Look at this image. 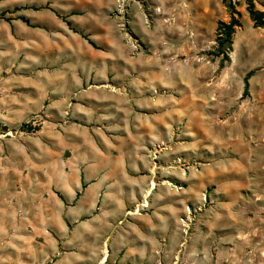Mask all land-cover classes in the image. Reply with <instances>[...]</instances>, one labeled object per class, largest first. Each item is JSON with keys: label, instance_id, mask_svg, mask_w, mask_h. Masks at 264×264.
<instances>
[{"label": "rangeland", "instance_id": "obj_1", "mask_svg": "<svg viewBox=\"0 0 264 264\" xmlns=\"http://www.w3.org/2000/svg\"><path fill=\"white\" fill-rule=\"evenodd\" d=\"M104 263L264 264L247 0H0V264Z\"/></svg>", "mask_w": 264, "mask_h": 264}, {"label": "trees", "instance_id": "obj_2", "mask_svg": "<svg viewBox=\"0 0 264 264\" xmlns=\"http://www.w3.org/2000/svg\"><path fill=\"white\" fill-rule=\"evenodd\" d=\"M248 10L255 27H264V12L257 9L254 0H247ZM231 16L229 21H220L216 29V47L213 51L215 57L220 59L219 66L223 68L226 62L230 60V52L232 50L233 35L236 32L237 27L241 26L240 14L236 10L232 1L228 4ZM16 7L12 12L19 10ZM28 22V19L24 18ZM253 74V71L248 72L245 77L246 89L248 88V80Z\"/></svg>", "mask_w": 264, "mask_h": 264}, {"label": "bare ground", "instance_id": "obj_3", "mask_svg": "<svg viewBox=\"0 0 264 264\" xmlns=\"http://www.w3.org/2000/svg\"><path fill=\"white\" fill-rule=\"evenodd\" d=\"M107 258H108L107 255H105L103 261L106 260ZM103 261H102V262H103ZM105 262H106V261H105ZM104 264H106V263H104Z\"/></svg>", "mask_w": 264, "mask_h": 264}, {"label": "crops", "instance_id": "obj_4", "mask_svg": "<svg viewBox=\"0 0 264 264\" xmlns=\"http://www.w3.org/2000/svg\"><path fill=\"white\" fill-rule=\"evenodd\" d=\"M104 184V182L103 183H101L100 185H103Z\"/></svg>", "mask_w": 264, "mask_h": 264}]
</instances>
